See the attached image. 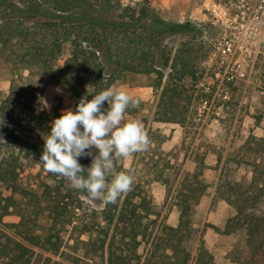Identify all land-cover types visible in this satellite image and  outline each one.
I'll return each mask as SVG.
<instances>
[{
    "label": "trees",
    "instance_id": "16d2710c",
    "mask_svg": "<svg viewBox=\"0 0 264 264\" xmlns=\"http://www.w3.org/2000/svg\"><path fill=\"white\" fill-rule=\"evenodd\" d=\"M208 31L214 37L221 33L212 25ZM186 33L200 31L165 21L146 1L0 0V69L11 76L8 93L0 99V139L40 157L42 138L61 114L57 109L36 114L38 89L20 83L28 77L64 89L74 108L85 94H98L126 74L155 75L161 89L154 120L184 124L183 82L197 80L198 65L211 50V44L203 49L190 42L173 54L165 50L166 38ZM139 107L140 101L126 116L137 114ZM178 115L182 119L176 121ZM79 162L89 166L91 158ZM116 167L124 171L122 159ZM204 169L200 162L192 173H182L173 201L178 223L172 227L149 221L151 208L141 186L98 210L86 208L81 193L54 174L40 192L27 191L19 183V158L13 152L1 155L0 264H215L201 235L196 241L192 221L199 198L213 186ZM251 173L246 187L238 182L215 186L232 210L221 234L242 237L234 262L264 264V217L254 214L258 197L251 193L258 180L259 197L264 196V163L254 164ZM12 214L19 221L5 223ZM143 244L147 249L139 254Z\"/></svg>",
    "mask_w": 264,
    "mask_h": 264
},
{
    "label": "rangeland",
    "instance_id": "374dc122",
    "mask_svg": "<svg viewBox=\"0 0 264 264\" xmlns=\"http://www.w3.org/2000/svg\"><path fill=\"white\" fill-rule=\"evenodd\" d=\"M123 1H146L165 21L187 24L200 31L195 35L176 34L166 38L165 50L172 54L186 42L200 45L203 49L211 44L212 50L208 59L199 63L197 80L185 79L183 82L187 96L179 106L185 113L184 124L154 120L159 117L155 111L161 89L157 88L155 75L126 74L114 85L140 101V111L133 116H125V119L141 121L150 140L145 150L122 159L124 171L133 177L131 187H142L151 208L149 221L175 227L178 213L173 201L178 181L182 173H192L196 163L202 162L204 176L212 181L213 186L205 191L194 208V236L197 241L201 235L215 264H241L234 262L239 257L234 247L242 246V237L221 234L232 210L218 198L215 186L238 182L246 187L252 177L251 168L254 164L264 163V8L258 12V19L251 18L246 23L252 33L240 34L229 53L226 48L223 50L222 42H217L222 40L220 34L214 37L212 31H208L211 25L219 29L212 20L210 9L215 5H227L228 0ZM231 1L238 3L240 0ZM262 3L264 5V0ZM226 71L235 77H225ZM23 77H27V72ZM10 79L9 73L1 68L0 99L8 93ZM20 83L38 89L34 98L36 114L44 115L53 109L61 113L72 107L69 94L56 85L37 77H28ZM41 97L47 99L51 105L49 109L42 108ZM181 117L175 116L176 121ZM11 152L19 158V183L24 189L40 192L45 184L52 183L53 174L37 164L40 157L27 153L25 148L10 140L0 139V156L7 157ZM255 184L258 188L252 189L251 193L258 198L253 212L264 217V194L259 197L258 191L262 183L256 180ZM80 197L86 208L98 210L103 205L102 200L88 199L86 194ZM3 221L16 223L19 217L12 214ZM155 231L156 228L153 233ZM146 249L143 244L138 253L144 254Z\"/></svg>",
    "mask_w": 264,
    "mask_h": 264
},
{
    "label": "clouds",
    "instance_id": "9594fccd",
    "mask_svg": "<svg viewBox=\"0 0 264 264\" xmlns=\"http://www.w3.org/2000/svg\"><path fill=\"white\" fill-rule=\"evenodd\" d=\"M40 104L51 107L43 97ZM138 104L137 98L115 86L85 94L74 108L62 110L51 121L37 164L65 178L70 188L88 199L116 202L133 184L128 172L117 170L116 161L145 150L150 143L141 121L125 119L127 110ZM88 157L90 165H81L80 159Z\"/></svg>",
    "mask_w": 264,
    "mask_h": 264
},
{
    "label": "built area",
    "instance_id": "2783aa9c",
    "mask_svg": "<svg viewBox=\"0 0 264 264\" xmlns=\"http://www.w3.org/2000/svg\"><path fill=\"white\" fill-rule=\"evenodd\" d=\"M240 1L234 3L228 0L227 5H215L210 9L212 20L215 24L219 25L221 31L220 38L222 40H217V42H222L224 44L223 50L226 48V51L229 53L232 51L235 44L234 40L237 39L240 34L252 33V29H250L249 25L246 23L250 21L251 18L255 20L258 19V12L264 8L262 0H255L253 7L251 6L253 0H249L251 3L246 0ZM244 3L247 7H245ZM223 64H225V62H223ZM227 73L229 72L226 71L225 77Z\"/></svg>",
    "mask_w": 264,
    "mask_h": 264
}]
</instances>
